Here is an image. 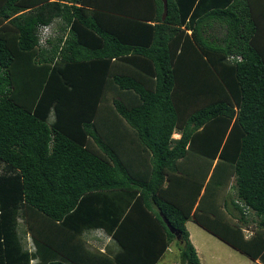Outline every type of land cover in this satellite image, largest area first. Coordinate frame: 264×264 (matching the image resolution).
Listing matches in <instances>:
<instances>
[{
  "label": "trees",
  "instance_id": "1",
  "mask_svg": "<svg viewBox=\"0 0 264 264\" xmlns=\"http://www.w3.org/2000/svg\"><path fill=\"white\" fill-rule=\"evenodd\" d=\"M165 1L0 0V264H199L190 219L262 255L264 0Z\"/></svg>",
  "mask_w": 264,
  "mask_h": 264
},
{
  "label": "rangeland",
  "instance_id": "2",
  "mask_svg": "<svg viewBox=\"0 0 264 264\" xmlns=\"http://www.w3.org/2000/svg\"><path fill=\"white\" fill-rule=\"evenodd\" d=\"M58 26L52 24L50 29V36L47 35V31L43 28L39 30L40 39L43 40L48 36L53 39L56 35H59V31L57 29ZM45 47H49V43L45 44ZM178 133H172L171 137L176 138L178 137ZM249 216L253 217L252 214L248 213ZM254 226L251 222L245 223L246 230H242L246 236L251 233L250 229ZM244 228V226H243ZM186 230L191 236L188 234L189 237L192 238L193 242L195 240L199 242V254L201 258L202 264H259V262H253L250 260L245 254L239 253V250H234L214 235L206 232V230L202 229L200 226L195 224L192 220L187 221L186 223ZM170 247L167 251L164 252L163 256L158 261V264H161L162 261H167L169 264L173 262V260L178 261V249L175 242L170 243ZM173 264V263H172ZM176 264V263H175Z\"/></svg>",
  "mask_w": 264,
  "mask_h": 264
},
{
  "label": "crops",
  "instance_id": "3",
  "mask_svg": "<svg viewBox=\"0 0 264 264\" xmlns=\"http://www.w3.org/2000/svg\"><path fill=\"white\" fill-rule=\"evenodd\" d=\"M174 133V132H173ZM177 133V132H176ZM192 220V219H190ZM189 221V220H187ZM187 221L185 222L184 226H185V229H186V223ZM193 221V220H192ZM194 222V221H193ZM195 224H197L196 222H194ZM17 232H18V235H19V239L21 241V245L24 247V248H28L29 251L33 252L35 250V245H34V242L33 240L31 239V237L29 236V234L25 231V226L24 224L22 223L21 219L19 218L17 220ZM198 225V224H197ZM200 226V225H198ZM201 227V226H200ZM202 229H204L203 227H201ZM246 230V228L242 226V230ZM206 230V229H204ZM187 231V230H186ZM206 232L210 233L209 231L206 230ZM188 233V232H187ZM244 233V232H243ZM189 234V233H188ZM211 234V233H210ZM191 236V234H189ZM213 235V234H211ZM215 236V235H214ZM216 237V236H215ZM244 237H246V234L244 233ZM82 238L85 240L86 243L89 244L90 247H93L95 249H98L100 251H104L105 253H107L108 255H113L117 249H118V246L117 244L108 236V234L106 232H104L102 229L100 228H97V229H88V230H85L84 232H82ZM189 241L191 242V244L193 245L194 249H195V252H196V255L198 257V260H199V264H202L201 263V258H200V254H199V242L197 240H195V243L193 242L192 238L189 237ZM218 238V237H216ZM219 239V238H218ZM221 240V239H219ZM222 242H224L223 240H221ZM225 243V242H224ZM227 244V243H225ZM171 244L168 245L167 249L165 251H167L169 249ZM228 245V244H227ZM230 246V245H228ZM231 248H233L232 246H230ZM234 249V248H233ZM43 250L42 248H40V251ZM236 250V249H234ZM237 251V250H236ZM239 253H242L240 251H238ZM164 254V253H163ZM163 254L161 255V257L163 256ZM244 254V253H243ZM262 255H264V251L262 253ZM262 255L256 259L253 260V262H259V264H264V262L262 263L261 261V257ZM247 256V255H246ZM160 257V258H161ZM248 257V256H247ZM160 258L157 260V262L155 264H158V261L160 260ZM249 258V257H248ZM250 259V258H249ZM252 260V259H250ZM37 262V258H31L29 264H34ZM177 264V261L176 260H173V262H171V264ZM161 264H169V262L167 261H162Z\"/></svg>",
  "mask_w": 264,
  "mask_h": 264
},
{
  "label": "water",
  "instance_id": "4",
  "mask_svg": "<svg viewBox=\"0 0 264 264\" xmlns=\"http://www.w3.org/2000/svg\"><path fill=\"white\" fill-rule=\"evenodd\" d=\"M165 13H166V1L165 0H162V14H161V19L164 18ZM163 220H164L166 226L168 227L169 231L171 233H173L175 239H177L178 238V232L176 230H174L171 226H169V223L165 219H163Z\"/></svg>",
  "mask_w": 264,
  "mask_h": 264
},
{
  "label": "clouds",
  "instance_id": "5",
  "mask_svg": "<svg viewBox=\"0 0 264 264\" xmlns=\"http://www.w3.org/2000/svg\"><path fill=\"white\" fill-rule=\"evenodd\" d=\"M41 28H43L45 31H47V29H48L49 27L40 26V27H39V30H40Z\"/></svg>",
  "mask_w": 264,
  "mask_h": 264
},
{
  "label": "built area",
  "instance_id": "6",
  "mask_svg": "<svg viewBox=\"0 0 264 264\" xmlns=\"http://www.w3.org/2000/svg\"><path fill=\"white\" fill-rule=\"evenodd\" d=\"M40 42H43V40H40Z\"/></svg>",
  "mask_w": 264,
  "mask_h": 264
}]
</instances>
